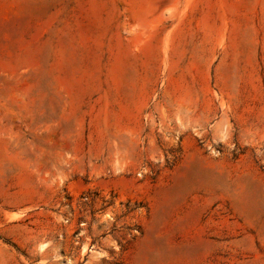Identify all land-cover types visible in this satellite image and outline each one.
Listing matches in <instances>:
<instances>
[{
  "label": "rangeland",
  "instance_id": "374dc122",
  "mask_svg": "<svg viewBox=\"0 0 264 264\" xmlns=\"http://www.w3.org/2000/svg\"><path fill=\"white\" fill-rule=\"evenodd\" d=\"M179 22L256 33L254 132L133 90ZM0 264H264V0H0Z\"/></svg>",
  "mask_w": 264,
  "mask_h": 264
},
{
  "label": "crops",
  "instance_id": "0c3cea01",
  "mask_svg": "<svg viewBox=\"0 0 264 264\" xmlns=\"http://www.w3.org/2000/svg\"><path fill=\"white\" fill-rule=\"evenodd\" d=\"M179 23L164 38L139 50L149 60L136 72L133 90L150 95L157 84L158 112L164 109L175 132L197 135L200 128L210 132L229 119L225 129L232 133L240 129L242 115L252 118L254 132L263 116L256 33L248 36L245 27H230L221 42V31L213 23L206 28Z\"/></svg>",
  "mask_w": 264,
  "mask_h": 264
}]
</instances>
